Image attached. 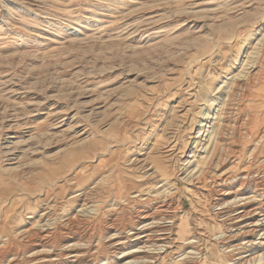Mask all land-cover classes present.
Wrapping results in <instances>:
<instances>
[{"label":"rangeland","instance_id":"374dc122","mask_svg":"<svg viewBox=\"0 0 264 264\" xmlns=\"http://www.w3.org/2000/svg\"><path fill=\"white\" fill-rule=\"evenodd\" d=\"M240 109L260 124L251 138L221 125ZM260 122L264 0H0V264H35L27 233L47 200L76 220L52 221L48 247L73 237L89 250L55 264H119L142 246L165 251L138 264H264L261 233L237 235L232 219L242 203L264 215ZM223 171L248 199L221 205ZM147 189L166 204L161 228L112 246Z\"/></svg>","mask_w":264,"mask_h":264},{"label":"bare ground","instance_id":"6f19581e","mask_svg":"<svg viewBox=\"0 0 264 264\" xmlns=\"http://www.w3.org/2000/svg\"><path fill=\"white\" fill-rule=\"evenodd\" d=\"M240 84V83H239ZM245 97V96H244ZM225 105V104H224ZM224 108V107H223ZM239 108V107H238ZM229 109V108H228ZM226 111H229V110H226ZM243 111V110H242ZM241 111V109H240V112H242ZM230 112V111H229ZM245 112V111H244ZM244 112H242V114H243V118L242 119H237V120H233V119H231L230 117H228L229 115V113L227 114V120L225 119H223L222 120V122H224V124H222L221 123V125L224 127V128H227V129H229L230 128V130L231 129H236L237 128V136H235L236 138H238V139H240L241 137H243V138H251L252 136H253V134H257V132H259V128H260V124L258 125V122H257V118H255V117H253V115L251 114V113H249V112H246V113H244ZM225 113V112H224ZM231 114V113H230ZM225 115V117H226V113L224 114ZM222 116V115H221ZM224 117V118H225ZM257 117V116H256ZM261 117V115L259 116V118ZM237 118V117H236ZM259 121H260V119H259ZM261 123V122H260ZM262 125H263V123H261ZM264 126V125H263ZM262 127V126H261ZM223 128V129H224ZM227 129H226V131H227ZM240 130H241V133H240ZM229 131V130H228ZM231 134H232V132H231ZM233 135H235V134H233ZM260 134H258V136H259ZM262 135H263V133H262ZM248 136V137H247ZM216 137V136H215ZM218 138V137H217ZM257 138H259V137H257ZM247 140H249L250 141V139H247ZM230 141V140H229ZM229 150V149H228ZM141 160V159H140ZM143 164L145 163V161H143L142 162ZM233 164V163H232ZM151 165V164H150ZM235 166V165H234ZM231 168H232V166H231ZM220 169V168H219ZM246 169V168H245ZM238 171H239V169H238ZM233 172H234V170H233ZM233 172H231V171H223V172H221L219 175H218V181L216 182V186H217V191H216V193H217V198H218V201L221 203V205H222V203L224 204V203H228V200L231 198V197H233V198H235V199H238L237 200V203H235V204H239L238 203V201L240 200V201H245L246 199H248V198H243L242 196L244 195V194H242V191H244V190H242V189H240L239 188V186H237L236 185V178L234 179H232V181L231 182H228L229 180H230V178H231V176L232 175H234L233 174ZM242 172H247V171H243L242 170ZM251 172V171H250ZM235 173V172H234ZM152 174H154V171H153V173ZM156 175H157V173H156ZM237 175H238V173H237ZM155 176V175H154ZM154 176H152V177H154ZM236 177V176H235ZM245 177H247V176H245ZM216 179V178H215ZM241 184V183H240ZM215 186V187H216ZM241 187V186H240ZM127 188V187H126ZM145 188V187H144ZM135 191V190H134ZM134 191H132V193L134 192ZM256 192V191H255ZM254 192V193H255ZM131 193V194H132ZM153 193H155V192H153ZM49 193H47V195H48ZM52 195V194H51ZM54 195V194H53ZM56 195V194H55ZM142 195V196H141ZM29 196V195H28ZM44 196V198L43 199H45V196L46 195H43ZM48 196H50V195H48ZM156 196V195H155ZM155 196H153L152 195V193L151 192H149L148 191V189H147V191L144 193V191H137V192H135V196H132V198L131 199H133L134 201H131V200H128V202H127V204H134L133 206V212H134V215H133V220L131 221L132 223V227H131V229H130V227H128L129 228V231H131V233H128L129 235V238H127L125 235H124V233L123 232H125V231H119V229L118 230H114V234H107V236L109 235V238L107 239V237H106V240H115V241H113L112 242V246H114V247H116L117 248V246H119V245H122V248H123V245H124V243H126V240H127V242L128 243H130L131 241H133V243H135V244H137V246L138 245H145L148 241H150V238H151V236H152V234H154L156 231H157V229H159V228H161V224L162 223H160L159 221H158V219L156 218L157 216H156V213H158V212H155V211H157V209L159 208V210H161V209H163V208H166L165 207V202L164 201H162V200H158V197H155ZM77 197V196H76ZM252 197V196H251ZM46 198H47V196H46ZM53 198V197H52ZM52 198H50V199H52ZM57 198V197H56ZM254 198V197H253ZM1 199V198H0ZM41 199V198H40ZM114 199V198H113ZM161 199V198H160ZM174 199V198H173ZM55 199H53L52 201H54ZM38 201H39V199H38ZM48 201V200H47ZM47 201H45V203L43 204L44 206H42V208L41 209H38V210H40V214L38 215V219H39V225H38V223H37V227H35V228H33V229H35L36 230V232L35 231H30V232H28L27 233V236H29L28 238L30 239V241H29V243H31V245H32V249L31 250H29L30 252L28 253V251H27V253H28V255H27V260H26V262H28V263H32V262H34L35 264L36 263H42V264H55V263H53L54 262V259H55V261H56V259L58 260V262H59V259H61V257H63V259H64V257H66V258H69V259H71V261H73V262H75L76 263V261L77 260H79V258H81V259H83L84 258V255H86L85 253H87V250H88V246L85 244V243H83V241L81 240V239H77V238H66V241H64V242H62V244L61 245H59L58 246V252H55L54 250H53V248L54 247H51L52 246V244H51V246H49V247H51V248H49L48 247V244H49V242L47 241H45V237L46 236H48V234H49V231L48 230H51L50 229V227H51V222L53 221V222H56L57 223V221H60L59 223H62L65 227H73V225L76 223L75 221V217H68L67 218V216L68 215H63V216H61L60 214V217H57V218H54V216H56V215H54V213H52L53 211H52V207L51 206H49V204L47 205ZM52 201H51V203H52ZM85 201V200H84ZM83 201V202H84ZM127 201V200H126ZM166 201V200H165ZM257 201V200H256ZM258 201H261V200H258ZM42 202V201H41ZM44 202V201H43ZM55 202H56V200H55ZM233 202H235V201H233ZM248 202V201H247ZM49 203V202H48ZM62 203V202H61ZM86 203V202H85ZM229 203H231V202H229ZM252 203V202H251ZM258 203H260V202H258ZM53 204V203H52ZM57 203H55V205H56ZM59 204V203H58ZM126 204V203H125ZM248 204V203H247ZM246 204V205H247ZM250 204V203H249ZM64 205V204H63ZM240 205H242V206H235V208H234V210H233V213H234V218H232L233 219V225H234V227H235V231H233V232H235L237 235L238 234H242V235H255V234H258V233H261L260 235H262L261 237H263V239H264V218H262V219H260V218H258V217H264V215H257V214H254V213H252V212H250L248 209H247V207H245L244 205H243V203L242 204H240ZM58 206V205H57ZM61 206V204H59V206L58 207H60ZM223 206V205H222ZM250 206V205H249ZM259 206V205H258ZM260 206H262V204L260 205ZM62 207V206H61ZM84 207V206H83ZM85 207H86V205H85ZM254 207V206H253ZM67 208V207H66ZM261 209V208H260ZM220 210V209H219ZM52 211V212H51ZM65 211V210H64ZM69 211V210H68ZM221 211V210H220ZM254 211H255V209H254ZM38 211L36 210V213H37ZM56 212H57V210H56ZM219 213V212H218ZM261 213V212H260ZM58 214V213H57ZM64 214V213H63ZM66 214V213H65ZM70 214V213H69ZM116 214V213H115ZM54 215V216H53ZM224 215H225V213H224ZM224 215H222V216H224ZM163 216V215H162ZM168 218V217H167ZM57 219H59V220H57ZM75 220V221H74ZM79 221H81V219L79 220ZM83 222V221H82ZM62 224H60V226L62 227V228H64V230H66L65 229V227H63L62 226ZM78 224L79 223H77V226H78ZM130 224V225H131ZM59 226V225H58ZM108 226V225H107ZM128 226V225H127ZM170 226V225H169ZM61 227H59V228H61ZM67 227V228H68ZM78 228V227H77ZM76 228V229H77ZM75 229V228H74ZM82 230V229H81ZM128 230V229H127ZM68 231V230H67ZM69 231H70V229H69ZM73 231V230H72ZM128 231V232H129ZM231 231V230H230ZM26 232V231H25ZM79 232H81V231H79ZM120 232H122L123 233V235L124 236H122V233H120ZM66 233V232H65ZM64 233V234H65ZM77 232H75V234H76ZM160 233V232H159ZM162 233V232H161ZM166 233V232H165ZM22 234V233H21ZM26 234V233H25ZM79 234V233H78ZM77 234V235H78ZM235 234V235H236ZM70 235H71V233H70ZM84 235V234H83ZM162 235V234H161ZM65 236H66V234H65ZM80 236V235H79ZM82 236V235H81ZM63 237V236H62ZM67 237V236H66ZM115 237H120V238H118L117 240H116V238ZM163 237V236H162ZM65 238V237H64ZM81 238V237H80ZM49 240V239H48ZM167 240V239H166ZM222 240V239H221ZM53 242V241H52ZM57 242V241H56ZM107 242V241H106ZM110 243V242H109ZM28 244V243H27ZM30 245V244H29ZM155 245V244H154ZM110 245L108 244V247H109ZM111 247V246H110ZM109 247V248H110ZM113 247V248H114ZM165 247V246H164ZM163 247V248H164ZM30 248V247H29ZM126 248V247H125ZM136 248V247H135ZM163 248H160L159 247V250H157V251H154V252H149V251H147V250H145V247H137L136 248V251L134 250V251H132L131 252V249H130V251H127L128 253H121L120 255L121 256H119V261H120V263H122V264H138V262L136 261V259L139 257V259H140V256H142L144 253H149V256H150V258L151 259H157L158 258V256H160V255H162V254H164V253H162L163 251H165V250H163ZM112 249V248H111ZM148 249V248H147ZM169 249V248H168ZM28 250V249H27ZM25 251V250H24ZM56 251H57V249H56ZM89 251V250H88ZM6 254V253H5ZM8 254V253H7ZM115 254H117V253H115ZM3 255V253H0V256L1 257H3L2 256ZM13 255V254H12ZM5 256V255H4ZM88 257H90L89 255H87ZM86 256V257H87ZM114 256V255H113ZM112 256V257H113ZM185 256H187V255H185ZM248 256H250L249 258L247 257H245L247 260H249V261H251L252 259H255L254 258V253H252V251L251 252H249L248 253ZM13 257V256H12ZM116 257V256H115ZM188 257V256H187ZM147 258V257H146ZM186 258V257H185ZM239 258V257H238ZM13 259H15L14 257H13ZM89 259H91V258H89ZM111 259V258H110ZM241 260L243 259V258H240ZM18 260V259H17ZM65 260V259H64ZM63 260V261H64ZM8 261V260H7ZM10 261V260H9ZM83 261V260H82ZM87 261V260H86ZM239 261V260H238ZM12 262V261H11ZM10 262V263H11ZM57 262V261H56ZM61 262V261H60ZM59 262V263H60ZM110 262V261H109ZM188 262H189V260H188ZM18 263V262H17ZM16 262L14 263V264H17ZM63 263V262H62ZM82 263H84V261L82 262ZM87 263V262H86ZM119 263V264H120ZM140 263V262H139ZM244 263V262H243ZM33 264V263H32ZM78 264H79V262H78ZM90 264V263H89ZM142 264V263H141Z\"/></svg>","mask_w":264,"mask_h":264}]
</instances>
